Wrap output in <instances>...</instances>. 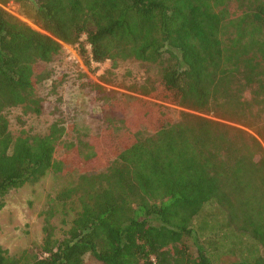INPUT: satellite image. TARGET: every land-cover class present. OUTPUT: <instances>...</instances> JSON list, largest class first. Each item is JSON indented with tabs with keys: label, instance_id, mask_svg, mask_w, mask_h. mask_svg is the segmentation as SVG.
I'll use <instances>...</instances> for the list:
<instances>
[{
	"label": "trees",
	"instance_id": "16d2710c",
	"mask_svg": "<svg viewBox=\"0 0 264 264\" xmlns=\"http://www.w3.org/2000/svg\"><path fill=\"white\" fill-rule=\"evenodd\" d=\"M9 1L42 31L0 6V210L9 190L49 170L71 171L74 163L56 157L60 147L85 146L92 163L49 199L37 252L0 246V264H83L86 256L99 264H264V152L255 135L224 122L252 126L264 138V0L0 4ZM231 1L240 13L229 12ZM62 44L76 45L88 68L106 60L157 64L159 79L147 92L189 111L173 119L162 104L109 96L92 84L106 93V126L96 134L69 140L59 120L47 133L12 134L6 111L41 112L35 88ZM69 202L72 218L57 235L55 205L66 215ZM209 203L245 247L234 259L213 263L212 242L195 233Z\"/></svg>",
	"mask_w": 264,
	"mask_h": 264
},
{
	"label": "rangeland",
	"instance_id": "374dc122",
	"mask_svg": "<svg viewBox=\"0 0 264 264\" xmlns=\"http://www.w3.org/2000/svg\"><path fill=\"white\" fill-rule=\"evenodd\" d=\"M0 6L32 28L42 31L18 3L9 1ZM228 10L232 14L240 13L236 1L229 3ZM46 66L50 70V76L39 82L35 88V95L41 99L42 110L39 114H34L24 113L21 106L9 108L6 115L8 128L12 134L22 131L47 133L50 125L59 120L67 128L64 134L69 140L77 142L80 134L94 135L106 126L101 117L105 107L101 96L103 94L105 96L106 93H109V96L127 94L155 101L165 106L173 119H178L183 111H189L176 104L159 101L147 92V85L159 79V67L155 63L127 59L117 61L116 66L112 67V62L106 60L98 65L91 63L88 68L84 63V56L76 45L62 44L60 52ZM92 84L100 85L102 91L106 93L98 92ZM205 116L219 119L213 115ZM224 122L255 135L264 152V138L257 136L252 126L246 127L244 123L231 120ZM84 150L86 147L82 145L60 147L56 157L65 156V159L74 163L72 167H68V170L71 169L70 172L64 174L49 170L36 183L11 189L4 196L5 205L0 210V246L7 249L10 254H17L24 249L37 252L42 237L41 213L47 209L49 199L75 181L92 163L91 157L84 155L86 154ZM71 204L69 202L65 205L68 212L66 215L62 213L61 203L55 205L57 212L53 217V223L57 227V235L58 228H67V224L62 223V220L72 218ZM75 206L78 207L77 202ZM224 220L216 205L209 203L193 222L200 242L207 243L209 240L212 242L210 257L213 263L234 259L245 250V247L236 241L233 231L226 228ZM187 242L194 248L191 245V238L187 239ZM228 250L231 251L226 253ZM259 252L264 254V248ZM83 264L99 263L86 256Z\"/></svg>",
	"mask_w": 264,
	"mask_h": 264
},
{
	"label": "built area",
	"instance_id": "2783aa9c",
	"mask_svg": "<svg viewBox=\"0 0 264 264\" xmlns=\"http://www.w3.org/2000/svg\"><path fill=\"white\" fill-rule=\"evenodd\" d=\"M84 38H85V36H83V39H84ZM85 47H86L88 50H89V48H90L89 44H86ZM91 63L94 64V65H98V64H99L98 62H93V61H91Z\"/></svg>",
	"mask_w": 264,
	"mask_h": 264
}]
</instances>
